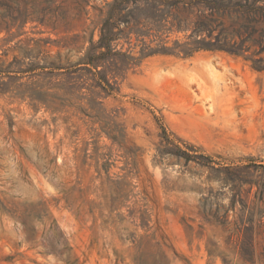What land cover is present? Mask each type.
Listing matches in <instances>:
<instances>
[{
  "label": "rangeland",
  "instance_id": "1",
  "mask_svg": "<svg viewBox=\"0 0 264 264\" xmlns=\"http://www.w3.org/2000/svg\"><path fill=\"white\" fill-rule=\"evenodd\" d=\"M113 1L0 32V264H264V71L159 54L110 91L78 62Z\"/></svg>",
  "mask_w": 264,
  "mask_h": 264
},
{
  "label": "trees",
  "instance_id": "2",
  "mask_svg": "<svg viewBox=\"0 0 264 264\" xmlns=\"http://www.w3.org/2000/svg\"><path fill=\"white\" fill-rule=\"evenodd\" d=\"M28 1L13 0L12 5L0 0V7L7 8L0 12V32L25 26L30 17ZM173 32H185L186 36L171 40ZM122 39L129 44L127 50L120 45ZM88 42L78 64L99 76L110 91L114 87L108 74L117 80L124 69L137 67L145 58L159 54L189 58L201 50L224 51L242 57L262 72L264 0H114L99 26L91 31ZM166 140L169 145L171 141ZM170 150L165 147L161 152ZM174 154L186 160L211 161L208 156L191 154L181 147Z\"/></svg>",
  "mask_w": 264,
  "mask_h": 264
}]
</instances>
